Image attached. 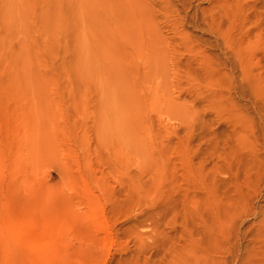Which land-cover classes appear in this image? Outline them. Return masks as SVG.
Returning a JSON list of instances; mask_svg holds the SVG:
<instances>
[{
  "label": "rangeland",
  "instance_id": "374dc122",
  "mask_svg": "<svg viewBox=\"0 0 264 264\" xmlns=\"http://www.w3.org/2000/svg\"><path fill=\"white\" fill-rule=\"evenodd\" d=\"M0 264H264V0H0Z\"/></svg>",
  "mask_w": 264,
  "mask_h": 264
}]
</instances>
